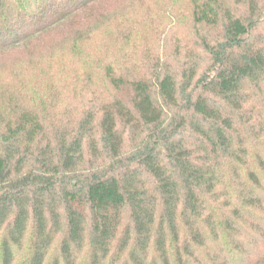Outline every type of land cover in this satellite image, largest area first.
<instances>
[{
    "label": "trees",
    "instance_id": "obj_1",
    "mask_svg": "<svg viewBox=\"0 0 264 264\" xmlns=\"http://www.w3.org/2000/svg\"><path fill=\"white\" fill-rule=\"evenodd\" d=\"M116 1L0 0V264H264V0H172L192 44L138 60L123 19L91 60Z\"/></svg>",
    "mask_w": 264,
    "mask_h": 264
},
{
    "label": "rangeland",
    "instance_id": "obj_2",
    "mask_svg": "<svg viewBox=\"0 0 264 264\" xmlns=\"http://www.w3.org/2000/svg\"><path fill=\"white\" fill-rule=\"evenodd\" d=\"M142 0H117L116 2L112 3L109 7V14L112 15V22L108 24L107 27H102L101 31L96 33L91 41L87 44H84L82 49L80 50L83 52V55H89L91 60H98L102 57L109 55L111 56L114 52H119L120 48L111 49L110 43L116 40V31L118 28L119 22L123 19L130 20V21H137L140 23L138 26L135 27L134 30H138L142 35L138 39V44L136 45L135 54L138 55V60L141 59L143 56V60H146V56H150L148 54L152 50H156L155 46L159 44V54L166 50L170 53H173L175 47L181 44L184 45L188 42L193 40V31H192V22H191V15L190 9L186 7L185 3H182L180 7H171L172 0H154L151 1L148 7L140 6ZM155 3L163 4L164 7L157 8ZM145 10H147L148 15H144ZM146 20L148 22L145 24ZM66 34H69L68 31H64ZM54 44L57 45L56 49L50 54H47L44 57L43 54L38 55L40 60H44L40 63L39 58H36V63L42 66L41 68H51L54 75L56 76L55 79H59L60 71H62L61 66L64 73H67V76L70 77L73 73H78L77 70V61L78 59V52L76 47L74 46H65L62 44V41L65 38V35L53 36ZM143 41V42H140ZM55 45V46H56ZM110 46V47H109ZM62 47H65L69 50V55H64L61 51ZM108 48L109 52H104L105 49ZM131 48L127 51L128 53L134 51ZM177 50V49H176ZM158 51V50H157ZM156 51H154V54ZM118 54V53H116ZM148 54V55H147ZM52 57V58H51ZM45 58V59H44ZM64 62V63H63ZM47 64V65H46ZM4 70L3 72H8L12 67L11 61L5 60L4 61ZM5 77V75H2ZM62 96H60V106L61 107L65 102L66 99L64 97V93L61 92ZM57 251H52L48 257L49 262L51 257L56 255ZM18 262H21V258L18 259Z\"/></svg>",
    "mask_w": 264,
    "mask_h": 264
}]
</instances>
